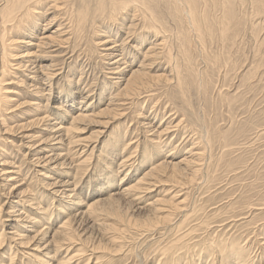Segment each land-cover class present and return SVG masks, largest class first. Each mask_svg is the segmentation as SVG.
<instances>
[{"label": "rangeland", "instance_id": "374dc122", "mask_svg": "<svg viewBox=\"0 0 264 264\" xmlns=\"http://www.w3.org/2000/svg\"><path fill=\"white\" fill-rule=\"evenodd\" d=\"M42 1L43 0H41V2ZM73 1L75 2V6L72 5L74 10L75 8L80 9L89 6L90 12H92L98 2V0H83V3L82 0H72V2ZM105 1L107 4V12H105L104 16L98 17L95 24L90 20L87 23L84 32L81 34H73L76 39L72 36V43L68 44L72 50L74 46L73 51L67 45V56L64 61L66 64H63V66L65 67L64 74H66V72L69 73L71 66L72 69L74 68V70H72V76L75 77H72V88H74L73 102L71 103V101L65 96L68 92L63 91L61 93L66 77L64 74L58 76L56 79L57 83L55 85L56 90L54 91V95L60 94L62 95L61 97L65 96V98L60 100V98L56 96L58 99H55L56 97L53 98V100L49 101L47 106L44 105V108L40 109V111L38 110L39 113H43V116L44 110L46 109L47 115L52 114L47 117L48 119L51 118L49 123L57 121L62 126H68L71 117L68 116L65 120L60 117L57 119L59 116L57 113L63 115L66 114L65 109L72 105L71 108L73 111L70 114H74L80 106L85 103H82L81 100L82 97L87 94H92V97L90 96L86 103H92V107L90 105L89 109L98 111L100 108L102 109L107 105L106 103L109 101L110 94L105 91L106 94L102 102L98 101L99 96H97V94L99 95L105 83L109 84L113 79L106 73V69L104 68L105 65L103 64L104 61L100 54L102 49L100 41L101 39L106 38L103 33L107 32L99 31L98 33L100 35H97L96 30H99L98 28L106 30V27H109V29L118 32L119 34H116L117 39L115 38L118 43H121V41L123 42V37L125 38L126 35L125 32H127V28L132 24H138L137 32H142L139 34L140 36L146 32L144 27V8L139 9V7H137L134 9L133 6V9L129 7L130 10L123 9L117 16V18L120 19H118V22L115 19H111L109 16L112 0ZM145 1L155 10H153V12L158 19L156 22L167 29V34H169L168 38H170V44L173 47L174 56L176 57L175 61L181 66L183 75L187 81H185L184 90L186 98L192 105L189 111H194L200 116L201 123L205 124V127H202L203 135H207L211 139V146L208 147L206 156L202 160V166H199L200 169H198L199 171L196 173L195 177L181 175L183 178L171 176L173 169L170 167L165 175H161L160 181L158 180L159 182L152 187L151 192L144 193L145 195L141 202L133 201L130 197L127 198L126 195H123L120 192L123 188L134 184L146 169H149L152 163L161 159V156L156 158L151 153V159L149 158L148 162L144 161V163H142L141 155L147 150L146 148L148 145L146 144L149 141L146 140V134L138 135L136 125L138 126L137 120L139 119H136V123L133 126H129L130 121H132V118L135 115V108H133L132 112L128 113L123 120L115 122L113 127L105 128V136H102L95 150L87 151L85 155L80 156L81 151L78 149L80 147H74L72 154L64 160V162L67 163V168L65 169L68 170L67 172L70 174H60L59 176L55 174L54 176V178L59 179L61 182L62 179L63 182L68 179L76 184L77 196H82L81 198L85 202L83 206L95 201L96 198L99 199L100 196L102 199H106V197L109 198L114 195V193L116 194L120 192L114 200L106 203L105 207L115 206L118 209V212H120L122 218L116 214L110 213L112 215H109V213H107L101 215L99 220L95 221L86 215L83 216L81 213L82 210H84L83 207L76 206L68 213L63 212V215L62 212H58L60 197L58 195L55 196L51 191L52 189L50 190L47 184H43V180H47V178L40 174V172H44L45 170L49 171V167H36L32 163V157H34L37 152L29 151L27 148L29 144L31 146L39 143V141H37L39 138L34 137L33 135L39 137L43 136L46 132L43 133L42 128H45V123L47 122L48 124V121H44L43 123L34 122L30 123L31 125L29 124L25 126L30 129L29 132L34 140L33 138H25L23 135L28 130L21 129V123L27 121L31 109H26L24 112L19 113V115H14L24 109L17 108L18 105L16 104L15 107L13 106L9 109L10 111L3 109L5 112H2L4 116L7 117L4 118L6 119L5 124L8 125L6 127L11 128L13 125L17 126L8 129L9 132H6L5 134H2V132L0 133V146L3 149L0 150V169L3 167L1 163L6 158L9 157L13 159V156L16 155L15 157L17 158H15V162L22 166V172L20 171L19 173V179H23L22 189H26L29 185V190L27 191L28 199L26 196L25 198L20 197L24 198L25 207L28 209H26L28 211L27 214L24 212L25 215L23 214L20 217L22 219L20 223H27L25 226L26 228L23 227L22 229L28 230L27 226H32L34 224L32 222L30 223V218L47 216L50 217V220L46 218L49 222L45 219L41 226L44 230L50 231V235L52 236V233L54 234L55 231L61 229V225L71 218L73 219L75 217L74 215H76L78 217L75 220L74 226L75 229H77L76 232L78 236H80V243L95 247L98 255L104 256V264H106L108 258H113L114 262H112V264H157L161 257L158 249L168 241L174 240L178 237L176 228L173 231H170L169 229L176 227L177 223L184 219L183 214L187 213L188 215H191L190 213L195 210L192 213L194 216L193 218H196L197 222H200L202 221L201 219H203L206 224L201 226V229L192 236L195 237L196 235V237L190 241L191 247L197 243L199 244L194 248V251H191L193 256L195 255L193 260L195 259L199 264H212L211 260L214 259L216 264H222L219 262L220 256L217 258V251L216 253L214 250L211 252V258H209L208 255L200 259L201 255L197 253L202 251L207 243L222 238L224 235L225 237L231 236V238L238 239L240 244L245 247L249 246V248H251L248 252L249 255H257L256 258L259 259L258 255L260 256L264 251V244H262L264 238V212L256 214L259 212L251 211V213L250 210H248L247 205L264 203V13L258 14V11L254 8L252 3L253 0H233V5L238 14L239 24L236 25L235 22H231V24L228 25L226 21L220 20L219 16L221 11L214 8L210 1L208 3H202L203 10L201 9L200 17L202 19L203 16L204 19L203 34L201 33V37L205 36V40L203 41L201 37V39L199 38L197 31L191 27L188 18L184 16L180 19L174 15V10L172 8L174 2L172 0ZM41 2L36 6L37 9H39ZM65 4L63 6L67 5ZM108 5H110L109 8ZM57 10L58 12L61 11L57 14L58 20H56L54 24L51 23V25H49V31L54 29L58 23L69 22L67 10L65 8L63 10L62 8ZM57 10L53 11L56 13ZM135 13L137 15L134 21L133 14ZM140 14L141 16H139ZM51 16L52 13H49L47 17ZM72 17L74 18L73 13ZM123 18L124 21H122ZM121 23H123L125 27H121ZM66 25L69 26V24ZM227 28L229 29L226 30ZM149 35L153 38V34ZM233 35V38H228ZM150 42L151 41H146V44L144 43L141 48L145 49L147 47L146 45ZM25 45L26 44L24 43L21 46L24 50ZM135 53L140 58V54L137 50ZM129 58L130 57L128 56L125 60L130 64L131 61H129ZM139 58L134 61L132 67L138 66ZM163 64V68L161 69H167L169 67L166 60L163 61ZM132 67L129 66L128 68ZM29 69L26 70V75L29 74ZM82 69H85L83 71L85 77L83 76V79L78 81L80 78L79 76L81 75L79 73L82 72ZM20 76H22V74H20ZM12 79L18 82V84H8L9 86L6 85L7 87L12 86V88L26 91V87L31 82L27 76L22 77L20 82L15 78ZM164 87L166 88L165 84L161 83L154 86L152 89H155V92L161 93L164 91ZM171 87V92H173L174 95L176 94V99H174V101H176L175 105L180 108L184 103L179 97V89L176 85H172ZM45 93L46 92H44L45 96L43 94L39 96V99L42 100V104L46 102L45 97H47V94ZM157 98L158 97L149 102L146 101L144 104V114H149L151 107ZM163 98L166 99L161 96L160 106H162V109L166 106L168 108L166 110L164 109L165 112L162 114L160 113V116H158L157 123H155L157 128L160 127V124L164 127L167 115L171 112V107L167 105L168 99L164 100ZM25 100L28 99H26V97L20 99L21 102ZM140 102V106L137 107H141L142 103L145 101ZM61 103H63L62 109L58 108ZM52 117L56 119L52 120ZM104 119V117H97L95 120L100 121ZM190 119V122L192 120L194 121L192 116ZM167 121H169V119ZM103 124V122H96V124L89 125L86 129L87 131L82 133V136L91 137L95 135L92 131L98 129L99 126H102ZM0 128L3 131L5 130V127L2 124V119L0 120ZM118 128H121L122 132L127 128L129 129L125 132L124 142H122V144L112 153L106 151L103 152V150H105V144L108 143L110 136L114 135L113 132ZM181 131L176 137H173V144L177 145V148L175 149L176 152L170 150L171 152H174V154L172 157L168 158V161H179L183 155L187 154L186 152L192 144L190 132L184 134L186 130L184 131V129H182ZM79 133L80 132L77 131L76 135L79 136ZM151 137L152 136H148V139ZM136 138L138 140L142 138L138 152H134V145L125 149V144L133 142ZM6 141H11V143ZM106 150L109 151V148ZM120 152L123 153L121 154ZM164 153H166V151ZM164 153L162 156L165 155ZM128 154L133 156V158L122 167L119 164L125 156H129ZM112 163L114 168L116 167V174L113 172L111 174L110 170L107 168ZM37 170L40 172H37ZM111 182L113 183L111 184ZM2 191L3 190H0V193H2ZM175 192L176 195H178L176 196L178 199H175V203H179L180 200H183V209H185V211L172 208L175 206L174 202H171V204L167 203L165 206L169 212L173 209L172 214L168 216L169 212L164 213L162 216H167L166 218L169 217V220L167 222L162 221L157 223L154 210L148 203L154 201L157 197L169 198V193L172 195ZM0 197L3 198L1 194ZM3 199L5 200V197ZM14 200L18 201L19 197L14 198ZM36 200L37 202H40V207L38 209L28 205L30 202H36ZM0 201L1 203L3 202L2 199H0ZM230 202L233 203L232 206ZM240 205L247 207H244L245 209H243V211L240 210L243 213L241 217L244 216L246 217L245 219L237 222L236 226H229L228 224H226L225 227L222 225L218 228L213 226L219 223L220 220L222 221L228 218L231 215L230 210H232V207H235L234 209L237 211ZM9 207L10 205L8 208ZM5 208H7V206H5ZM17 209L19 208L17 207L15 210ZM23 210L18 212H22ZM240 211L233 214L236 215ZM2 214H4V212ZM190 220L188 222L186 221V224H193L192 222L190 224ZM228 221L229 219L226 220V222ZM23 223L22 226H24ZM11 227L12 225L9 224L6 229L10 230L9 228ZM118 228L123 229L121 238L119 242H113L110 239V236L113 234L117 235L120 232ZM216 228L217 231L215 230ZM227 231H229V233ZM86 241L88 243H86ZM49 248L55 249L54 244L52 247L49 246ZM183 253L185 254L184 251L180 252L181 255H184ZM64 255H66V250L57 254L58 258L56 257L54 259L55 264L58 263L57 259L60 260ZM27 261L28 259L24 258L22 254H18L17 262L19 264H26ZM263 261L264 260H262V262ZM93 264H95V262Z\"/></svg>", "mask_w": 264, "mask_h": 264}, {"label": "bare ground", "instance_id": "6f19581e", "mask_svg": "<svg viewBox=\"0 0 264 264\" xmlns=\"http://www.w3.org/2000/svg\"><path fill=\"white\" fill-rule=\"evenodd\" d=\"M172 1L174 2V4H172L174 15H176L180 19L184 16L188 18L191 27L197 31L199 38L201 37V33L203 34V26H204L203 16L202 19L200 17L201 9L203 10L202 3H208L210 1V3L214 6V8L221 11V14L219 16L220 20L226 21L228 25H230L231 22H235L236 25L239 24L238 14L236 8L233 5V0H172ZM40 2L41 0H0V120L2 119V124L5 127L4 131L1 130L0 128V133L2 132V134H5L6 132H9L8 129H12V127L14 128L15 126H17V125H13L11 128L6 127L8 125L5 124L6 119L4 118L7 117L4 116V114L2 113L5 112V110L3 109L9 110L11 107L13 106L15 107L16 104L18 105L17 108L19 109L24 108V109L22 111H19L18 114L13 113L14 115H19V113L24 112L26 109L29 108L31 109L29 111L30 115L27 117V121L25 123H21L22 125L21 129L28 130L27 132L24 133V135L22 134L25 138H33L29 132L30 129H28V127L25 126L34 122L43 123L44 121L45 122L48 121V124L47 122L45 123L47 127L45 126V128L44 127L42 128L43 133L46 132L43 136L39 137L33 135L34 137L39 138V140H37L39 141V143L31 146L29 144L27 148L29 149V151L31 150L33 152H37L35 153L34 157H32V163L36 167H41V168L45 166L49 167V171L45 170L44 172H40L39 170H37V172H40L41 175L47 178V180H43L44 182L43 184H47L50 190L52 189L51 191L53 192V194L55 196L58 195L60 197L58 203V209H59L58 212H62V214L63 212L68 213L69 211L72 210L73 207L76 206V207H83L84 210H82L81 212L83 216L86 215L87 217H90L95 221H98L101 215L107 213H109V215L116 214L122 218L120 212H118V209L115 206L105 207L106 206L105 204L114 200L115 197L120 192L123 195H126L127 198L130 197L131 200L133 201L141 202L142 199L144 198L145 195L144 193L151 192L152 187L155 186V184H157V182L160 181L161 175H165L170 167L173 169L172 170L173 173L171 174V176L173 177H177V176L182 178L183 176L195 177L196 173H198L199 171L198 169H200L199 166H202L201 164H203L202 160L206 156L208 147L211 146V139L207 135L206 136L203 135L202 129L205 127V124L201 123L202 121L200 119V116L196 114V112L194 111H189L192 105L191 102H189L188 99L186 98V94L184 90L185 89L184 84L187 82L186 78L183 75L181 66L175 61L176 57L174 56V52L172 49L173 47L170 44V40H169L170 38H168L169 34H167V29H165V27L159 25L156 22V20L158 21V19L154 15L153 12L154 9L150 7L151 5H149L145 0H112L111 1L112 6L110 7L111 11L109 16L111 19H115L116 21H118L119 19L117 18L118 14L121 13L123 9L130 10L129 7L132 8L133 6L134 9L137 7H139V9L144 8L143 13L145 15L144 17L145 23L143 21L142 22L145 24L144 27L146 32L145 34L140 36L139 34H141L142 32L139 33L137 32L138 24H132L129 27L127 26L128 28H127V32H125L126 33L125 38L123 37V42L121 41V43H118V41L116 40L117 39L116 34L118 32L109 29V27H106V30L101 28H98L99 30H96L97 35H100L98 33L99 31L107 32V33H103L106 38H103L100 41V45L102 46L100 54L102 60L104 61L103 64L105 65L104 68L106 69V73L110 75V78L113 79L111 80V83L109 82V84L111 85H109L108 83H105L103 85L101 92L99 93V95L97 94V96H99L98 101L102 102L106 94L105 91H107V93L110 94V97L108 99L109 101H107L106 103L107 105H105L104 108L102 109L100 108L98 111H96L93 109H89L90 105L92 107L91 102H90L91 104L90 103L86 104L92 94L84 95L82 97L81 102L82 103L85 102V103L82 104V106H80L78 110L76 109L77 111L74 114H70L73 111L71 108L72 107L71 104H70L71 107L65 109L66 114L63 115L61 113H57L59 115L57 119L60 117L65 120L66 117L68 116L71 117V121L70 123H68V126L66 125L62 126L57 121H54L53 123H49L50 122L49 120L51 118L48 119L47 117L51 116L52 114H50V112L48 111L50 115H47L46 114L47 109L44 110V116L43 113L42 112L39 113V111L40 109L44 108V105L47 106L49 101L53 100V98H55L56 96L60 98V100L64 99L66 96L69 99V101H71V103L73 102L72 99L74 95V88H72V84H73L72 77L74 76H72V70H74V68L72 69L71 66L69 73L66 72V74L69 77L66 74H64L65 67L63 66V64H66L64 62L67 56L66 49L69 46L68 44L72 43L71 41L73 34L75 35L81 34L82 32H84L85 27L90 20L95 24L96 20H98L97 19L98 17L104 16L105 12H107L106 11L107 4L105 0H98V2L96 3L97 4L96 7L94 9L92 8L93 10L92 12H90L89 6L82 7L80 9L75 8L74 10L72 8V5L75 6V2L74 1L72 2V0H43L40 4L39 9H37L36 6ZM63 3L64 4L66 3L67 5L65 4L66 6H63L64 5ZM252 3L254 5V8L258 11V14L264 13V0H253ZM109 6L110 5H108V8ZM61 8L62 10L64 8L67 10L69 16V20H68L69 22L58 23L54 29L49 31L48 30L49 25H51V23L54 24L55 21L58 20L57 14L61 12V11L58 12L57 9H61ZM53 10H57V12L55 13ZM49 13H52L51 17H47ZM72 13L74 18L72 17ZM136 15H137L136 13L133 14L134 21ZM139 16H141V14ZM122 21H124V18ZM66 24H69V26ZM120 25L121 27L124 26L123 23H121ZM228 29L229 28H227L226 30ZM149 34H153V38L150 37ZM233 37L234 35L229 36L228 38H233ZM201 38L203 39V41L205 40L204 39L205 36H202ZM146 41H151V42L148 45H146L147 47L145 49L141 48V46H143V44ZM24 43L26 44L24 46L25 50L22 49L23 47L21 48L22 44ZM69 48L72 50L70 46ZM73 50H74V46H73ZM136 50L137 52H139L140 58L135 53ZM128 56L130 57L129 58V61H131L130 64L125 60V58ZM138 58L140 59L138 66L132 67V64ZM164 60L168 62L169 67L167 69H161L163 68ZM129 66H131L132 68H128ZM28 69L30 71L29 74L26 75L25 73L26 70ZM84 70L85 69H82L81 70L82 72L80 71L81 73L79 74L81 75L79 76L80 78L78 81L82 80L83 76L85 77V75L83 74ZM20 74H22V76H20ZM63 74L66 77L65 78L66 84L65 83H64L65 85L63 84L61 93L63 91L68 93L67 95L61 97L62 95L60 94L54 95V91L56 90L55 87L57 83L56 79L58 78V76ZM24 76H27V78H29L31 81L26 87L27 91L20 90L18 88H12V86L10 87L6 86L8 84H18V82L14 81L12 78L17 79L20 82L22 77ZM161 83L165 84L166 88L164 87V91H162L161 93L155 92L154 91L155 89L152 88ZM172 85L177 86V88L179 89L178 90L179 97L182 99L184 103L180 108L175 105L176 101H174V99H176L175 98L176 94L174 95V93L171 92ZM14 89H18V90H14ZM44 92H46L45 94H47V97H45L46 102L42 104V100L39 99V96H41L42 94L44 95ZM161 96L168 99L167 100L168 102L167 101L166 102L167 105L171 107L170 110L171 112L170 114L167 115V118L165 120L166 124L164 125V127H162V125L160 124L159 125L160 127L157 128L155 126V123H157L158 116H160V113L162 114L168 108L167 106L166 107L163 106L165 109L164 110L162 109V106H160ZM24 97H26V99L28 100L21 102L20 99ZM57 97L55 99H58ZM156 97L158 98L156 99V101H154L149 114H144V108H145L144 104L146 103V101L149 102L155 99ZM140 101L142 102L145 101V102L142 103L141 107H137L140 106L141 104ZM62 104L63 103H61L58 108L62 109L63 108ZM133 108H135L134 109L135 115L133 116L132 121H130L129 126H133L136 123L135 122L136 119H139L137 120L138 126L136 125L138 135L146 134V140L149 141L146 144L148 145V147L146 148L147 150L144 151L141 155L142 163H144V161L147 162L149 161L151 153L156 158H159L161 156L160 157L161 159L157 160V162L152 163L149 169H146V171L142 174V176H140L134 182V184H131L130 186L128 185L129 187L126 186V188H123L120 192L116 194L114 193V195H112L109 198L106 197V199H102L100 196L101 199L96 198L95 201L88 203V205L83 206L85 202L84 200H82L81 198L82 196L81 197L77 196L76 184L69 181L68 179L67 181L64 182L62 179L61 182L59 179L54 178L55 174H57L58 176L60 174H70L69 172H67L68 170L65 169L67 168V163H65L64 160L72 154L74 147L76 148L80 147L78 148L81 151L80 156L85 155L87 151L89 152L95 150L102 136L103 137L105 136L104 135L106 133L105 128L106 127L110 128L111 126L113 127V124H115V122L117 121L119 122L120 120H123L128 115V113L132 112ZM191 116L194 119V121L192 120L190 122ZM97 117L98 118L104 117L105 119L100 121L95 120ZM54 119L56 118L52 117V120ZM168 119L169 121H167ZM96 122H103L104 124L102 126H99L98 129L92 131V133H94L95 135L91 137L82 136V133H85L87 131L86 129L88 128V126L91 124H96ZM182 129H184V131L186 130L185 133L183 132L184 134L190 132L192 144L188 148L186 152L187 154L183 155L179 159V161L176 162L174 160H173L174 162L172 160L168 161V158L172 157L174 154V152H171L170 150L175 151V149L177 148V145L173 144L174 143L173 137L174 136L176 137ZM126 130L124 132H122L121 128L115 130L113 132L114 135L110 136L108 143L105 144V150H103V152L106 151L108 153L109 152L112 153L116 148H118L122 144V142H124ZM77 131L80 132L79 136L76 135ZM148 136H152V137L148 139ZM141 141L142 138L139 140L136 138V140H134L133 142H129L128 144H125L126 145L125 149L134 145V152H138ZM6 142L11 143V141H6ZM108 148L109 151L106 150ZM1 149L2 148L0 146V150ZM165 151L166 153H164ZM120 153L122 154L123 152ZM163 153L165 155L162 156ZM130 155L127 157L125 156L124 159H122L121 163L118 164L123 167V165H125L129 160H131V158H133V156ZM15 156H13L14 157L13 159L9 157L6 158L1 163L3 167L0 169V188H1L0 190H3L2 193L0 194L3 196V198L5 197V200L2 197H0L2 201L4 200L2 203L0 201L1 203L0 204V264H19L17 262L18 254H22L24 258L28 259L26 264H55L54 259L57 257V254L65 250H66V255H64L60 260L57 259L58 263L56 264H93L94 262L95 264H104L103 261L104 256L98 255V252L96 251L95 247H91L90 245L87 246L86 244L80 243L81 242L80 236H78L76 232L77 229H75L74 226L75 220L78 217L76 215H74L75 217L73 219L71 218L70 220L66 221V223L61 225L60 226L61 229L58 228L59 230L55 231L54 234L52 233V236L50 235L51 233L50 231L44 230L41 226L42 222L46 218L50 220V217L47 216H41V217L39 216V218H32V219L30 218L29 219L30 223L32 222L34 224L32 226L31 225L27 226L28 230L22 229L23 227L26 228L25 226L27 225V223L24 224L22 222L24 225L22 226V223H20L22 219L20 217L24 214V212L25 214H27L28 212L27 211L28 209L25 207L26 205L24 204L23 199L25 198V196L27 198V191L29 190V185L26 187V189H22L23 179H19L20 176L19 173L22 170L21 168L22 166L17 164V162H15V158H17ZM107 168L110 170L111 174L112 172L116 174V170H115L116 167L114 168L113 163L110 164ZM112 183L113 182H111V184ZM169 195H170L169 198L157 197V199L148 203L149 205L152 206L154 210L155 220L157 223L162 221L167 222L169 220V217L166 218L167 216H162L164 213L169 212L167 207L165 206L167 205V203L171 204V202L172 203L174 202L175 206L172 208H174L175 210L178 209L180 211L181 210L185 211V209H183L184 207L183 200H180L179 203H175V199H178V197H176L178 196L176 195V192L172 195L171 193H169ZM18 197H19L18 201L14 200V198H18ZM20 197H24V198H20ZM230 204L231 206L233 205V203L231 202ZM9 205L10 207L8 208ZM28 205H31L33 206V208L38 209L40 207V202H37L36 200V202H30ZM5 206H7V208H5ZM17 207L19 209L21 207V209L15 210ZM244 207L246 206L240 205L237 211L234 209L235 207H232V210H230L231 215L222 221L220 220L219 223L213 226L217 228L222 225L225 227L226 224H228L229 226H236L237 222L246 218L244 216L241 217L243 213L240 210L243 211V209H245ZM247 207L248 210H250V212L251 211L259 212L256 214H261L262 212H264V203L247 205ZM21 210L23 211L18 212ZM172 211L168 213V216L172 214ZM194 211H192V213ZM196 211L198 212L197 209ZM238 211H240L238 214L236 215L233 214V213H237ZM3 212L4 214H2ZM192 213H190L191 215H188L187 213L183 214L184 219L181 220L179 223H177L176 227L169 229L170 231H173L176 228L178 237L174 240L168 241L165 245H163L162 247H160V249H158V252L159 254H161V257L159 258L157 264H199L197 261H195V259L193 260L195 255L193 256L191 252L192 250L194 251V248L197 247V245L199 244L197 243L196 245L191 247L190 241L196 237V235L195 237L192 236L196 232H198L201 229V226L203 224H206V222L203 221V219H201L202 221L197 222V219L193 218L194 216L192 215ZM48 219L46 220L49 222ZM227 219H229L228 222H226ZM189 220H190V224L191 222L193 224L191 225H188V223L186 224V221L188 222ZM9 224H11L12 227L9 228L10 230H7L6 228H8ZM217 228L215 229L216 231ZM118 230H120V232L117 235L113 234L112 236H110V239L113 242L114 241L119 242L121 238V233L123 229L118 228ZM227 232L229 233V231ZM86 243L88 242L86 241ZM53 244L55 246V249L49 248V246L52 247ZM262 244H264V238ZM250 249L251 248H249V246L245 247L244 245H241L238 239L231 238V236L225 237L224 235V237L222 238H219L217 240H212L209 243H207L205 248H203L202 251L198 252L197 254L201 255L200 259L208 255H209L208 257L211 258V252L214 250L215 253L216 251L218 252L217 258L220 256L219 262H221L222 264H264V261L262 262V260H264V251L260 256L258 255L259 259H257L256 258L257 255L254 256L249 255L248 252ZM71 250H72V254H71ZM181 251H184L185 254L183 253L184 255H181L180 254ZM106 261H107L106 264H112V262H114L113 258H108ZM211 262L212 264H216V262H214V259H212Z\"/></svg>", "mask_w": 264, "mask_h": 264}]
</instances>
